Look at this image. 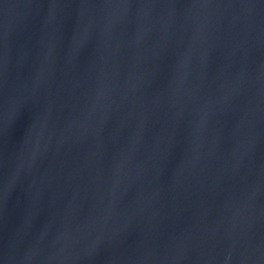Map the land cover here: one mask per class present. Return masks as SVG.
I'll use <instances>...</instances> for the list:
<instances>
[{"label":"water","instance_id":"1","mask_svg":"<svg viewBox=\"0 0 264 264\" xmlns=\"http://www.w3.org/2000/svg\"><path fill=\"white\" fill-rule=\"evenodd\" d=\"M0 264H264V0H0Z\"/></svg>","mask_w":264,"mask_h":264}]
</instances>
